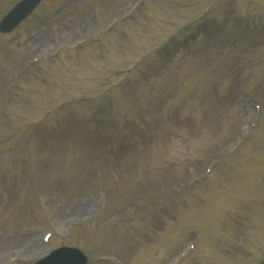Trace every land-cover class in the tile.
<instances>
[{"label":"rangeland","instance_id":"1","mask_svg":"<svg viewBox=\"0 0 264 264\" xmlns=\"http://www.w3.org/2000/svg\"><path fill=\"white\" fill-rule=\"evenodd\" d=\"M262 78L264 0H43L0 32V264H260Z\"/></svg>","mask_w":264,"mask_h":264},{"label":"water","instance_id":"2","mask_svg":"<svg viewBox=\"0 0 264 264\" xmlns=\"http://www.w3.org/2000/svg\"><path fill=\"white\" fill-rule=\"evenodd\" d=\"M38 0H23L18 3L1 21L0 30H11L14 24L20 21ZM86 258L76 249H59L36 264H85Z\"/></svg>","mask_w":264,"mask_h":264},{"label":"bare ground","instance_id":"3","mask_svg":"<svg viewBox=\"0 0 264 264\" xmlns=\"http://www.w3.org/2000/svg\"><path fill=\"white\" fill-rule=\"evenodd\" d=\"M211 173V172H210ZM209 176V175H208ZM195 250V249H194Z\"/></svg>","mask_w":264,"mask_h":264}]
</instances>
